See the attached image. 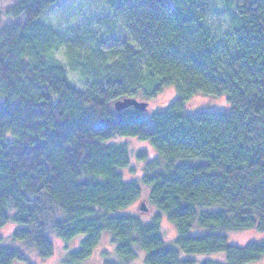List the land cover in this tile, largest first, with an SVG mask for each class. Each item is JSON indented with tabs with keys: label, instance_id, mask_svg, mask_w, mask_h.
I'll list each match as a JSON object with an SVG mask.
<instances>
[{
	"label": "trees",
	"instance_id": "16d2710c",
	"mask_svg": "<svg viewBox=\"0 0 264 264\" xmlns=\"http://www.w3.org/2000/svg\"><path fill=\"white\" fill-rule=\"evenodd\" d=\"M212 1L116 0L110 16L63 30L41 21L58 0L0 2V228L15 225L12 241L44 259L51 236L66 246L82 235L61 264H81L104 232L118 257L104 264H129L137 249L145 264L261 262L264 240L238 246L224 233L264 232V0H220L223 30L208 19ZM166 87L176 97L148 116L114 107ZM198 92L227 107L188 110ZM123 137L154 152L139 179L124 176ZM141 184L150 219L118 214ZM162 215L176 227L171 243ZM16 262L28 259L0 236V264Z\"/></svg>",
	"mask_w": 264,
	"mask_h": 264
},
{
	"label": "rangeland",
	"instance_id": "374dc122",
	"mask_svg": "<svg viewBox=\"0 0 264 264\" xmlns=\"http://www.w3.org/2000/svg\"><path fill=\"white\" fill-rule=\"evenodd\" d=\"M6 0H0L3 2ZM116 0H58L57 4L53 6L49 11L44 14L41 21L47 24H51L58 30H63L67 26L81 25L87 20L95 21L98 17L110 16L109 3ZM208 19L211 23L217 24L220 29H225L228 24L227 14L222 8L220 0H213L212 7L208 14ZM95 23L92 24V27ZM115 29L120 30L119 24H115ZM103 30V28H101ZM117 37H124L123 33H117L115 35H108L107 41L112 43ZM126 37V36H125ZM60 49L57 52V56L63 60L64 56ZM71 81L78 87H83L82 83L77 79L75 74L69 75ZM174 97L176 92L172 87L164 88L159 94L154 96L150 100L142 98H135L137 100L148 101V107L145 110V114L148 116L152 111L157 110L169 103ZM227 107V102L224 96L214 97L202 92H198L193 95L188 104V110L197 111L201 109L209 110H221ZM117 142H126L130 153V171L125 170L124 176L126 178H141L144 174V163L154 157V152L150 145L146 142L136 140L134 138H118ZM139 152H143L144 157H137ZM147 191L148 187L141 184L140 197L132 204L125 208L120 209L118 214H132L140 216L144 221L150 219L155 212L153 208L149 207L150 204L147 202ZM145 204L147 209L141 210V204ZM149 205V206H148ZM15 228L12 222H7L0 228L1 241L4 244L19 246L28 259L30 264H61L63 256L66 251L74 250L78 247L79 240L83 237L78 235L75 239H72L66 246L55 236H51L53 241V253L47 258H40L37 252L31 247L22 245L21 242L11 240V232ZM160 234L162 238L171 243L176 236L175 225L167 219L164 215L161 216ZM227 236V240L230 244L242 246L250 241H262L264 240V232L257 231L254 229L243 230V231H231L224 233ZM104 252L107 255H104ZM181 258H193L197 260L201 259H212L217 261H224L225 257L222 252L208 253V254H186L180 251ZM109 258L112 260H118L117 254L114 249V244L109 239V235L102 233L96 246L93 248L92 253L87 259L81 264H104L103 260ZM144 252L140 249L136 251V257L130 261L129 264H145L144 263ZM25 264V263H21ZM256 264H264V255L262 256L261 262Z\"/></svg>",
	"mask_w": 264,
	"mask_h": 264
},
{
	"label": "water",
	"instance_id": "95a60500",
	"mask_svg": "<svg viewBox=\"0 0 264 264\" xmlns=\"http://www.w3.org/2000/svg\"><path fill=\"white\" fill-rule=\"evenodd\" d=\"M147 106L148 103L146 101L137 100L133 97H125L121 100H117L114 102V107L116 110H123L128 107H133L135 109L143 111L147 108ZM140 209L144 211L147 209L144 203L141 204ZM14 264H19V263H14Z\"/></svg>",
	"mask_w": 264,
	"mask_h": 264
}]
</instances>
